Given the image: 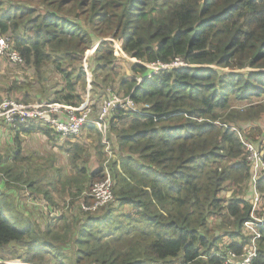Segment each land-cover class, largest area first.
<instances>
[{"label": "trees", "instance_id": "16d2710c", "mask_svg": "<svg viewBox=\"0 0 264 264\" xmlns=\"http://www.w3.org/2000/svg\"><path fill=\"white\" fill-rule=\"evenodd\" d=\"M0 34L13 39L25 61L19 67L35 71L39 103L72 107L84 102L79 92L88 84L84 57L97 38L102 42L89 52L94 54L88 70L97 97L108 96L120 51L105 39L119 41L122 53L139 61L130 64V71L140 80H124L115 92L141 108L113 112L109 139L114 159L94 125L83 131L88 147L66 138L70 171L59 168L42 188L44 177L32 178L39 190L25 187L32 202L55 207V190L63 193V203L51 218L36 222L29 217L31 222L19 229L0 212L2 262L164 264L181 256L179 264H227L229 253L241 257L253 205L252 170L239 132L249 141L261 130L234 124L264 114V103H254L264 100V0H0ZM179 62L187 67L173 66ZM148 65L170 67L155 72ZM48 74L54 77L53 93L46 85ZM31 88L15 80L7 95H25ZM3 97L0 92V105ZM17 101L34 104L35 98L28 94ZM232 102L249 106L234 109ZM42 126L50 128L28 121L13 132V162L7 167L0 160L5 175L0 185L11 183L15 166L31 160L22 150L21 135L39 130L51 135ZM49 141L55 143V137ZM92 149L97 159L103 162L104 153L108 161L90 172ZM105 169L114 181L115 203L85 210L95 204L92 189L107 177ZM257 189L264 201V176ZM228 191L233 192L229 199L223 195ZM125 207L131 212L119 214ZM218 221L219 226L213 225ZM221 225L225 234L220 236ZM227 235L237 240L219 249ZM257 247L251 264H264V227Z\"/></svg>", "mask_w": 264, "mask_h": 264}, {"label": "rangeland", "instance_id": "374dc122", "mask_svg": "<svg viewBox=\"0 0 264 264\" xmlns=\"http://www.w3.org/2000/svg\"><path fill=\"white\" fill-rule=\"evenodd\" d=\"M39 1H41V0H39ZM51 1H53V0H51ZM42 8H44V6ZM43 10H45V9H43ZM105 40H107L108 42H112L113 47L121 52V53L119 52V57L117 59V64H116L117 68H118V74L115 76L113 75L111 78V81L108 82V87L106 89L107 95H108V94H110L109 90H111L113 92H115V91L117 92V88L120 87L119 84L122 81L128 80L130 78H135L139 82L140 77L133 75V73L130 71V64L139 63V61H137L136 59H132V58L126 56V54L122 53L123 51L121 50V47H120L121 45H120L119 41H117V40L114 41L110 38H107ZM101 41L102 40H99L98 38L95 39L92 47L89 49V51H87L85 53L84 58L88 57V69L91 66L89 60L92 59L93 54H94L96 48L98 47L99 42H101ZM92 50H94V52L89 54V52ZM180 64L181 63H177V65L174 64L173 66L179 68ZM146 67L150 68L154 71L156 70L155 69L156 67L152 66V65H148ZM223 71L224 72H238L239 70L238 69H234V70L223 69ZM89 73L91 74L90 70H89ZM92 75L93 74H91V77H94ZM47 77H48V82L46 85L48 88V92L53 93L55 91V88L52 89L54 77L50 76L49 74L47 75ZM36 79H37V77H36L35 71L32 69V67H28L27 65L25 67L24 66L19 67V66L13 65L12 63H10L5 58L0 59V92L4 94L3 98H10L13 100H17V99H23V96L30 94V96L35 98V102H33V103H38L41 99V96L38 93L39 86L37 85ZM15 80L20 81L21 87L26 85V84L28 85V83H31V85H32L31 89L32 90L25 95L22 93L16 94L15 92H13L10 94V96H8L7 90ZM91 81H92V78H91ZM93 81H94V79H93ZM93 81H92V84L90 82V92L88 91L87 82H86V88H87L86 91L82 90V85H81L79 92L84 97L83 103H85V101L88 99L87 96H90L91 98H92V96H94V99H91V101L93 103L92 109L94 110V108H96L97 112H99L100 107L102 106V103L104 102V100L108 99L109 96L106 95L107 97L104 100H103L104 97L102 99H99L97 97L98 89L94 88ZM25 87L29 88L31 86L29 85V86H25ZM117 93H119V92H117ZM38 98H40V99H38ZM44 101H46V100H44ZM259 102L264 103V100L259 99V100L254 101V103L257 105H259L258 104ZM248 106H249L248 103H239V102H232L231 103V107L234 109H242V108L244 109V108H247ZM97 112H95V113H97ZM123 123L124 122H120V124H123ZM218 125H219V123H218ZM234 125L239 126L241 128L246 126L247 130L256 129L257 127L260 128L261 135L257 136V132H256V133H254V137L251 138L252 140L250 139L249 141L252 142L254 140L253 141L254 145L259 144V148H263L262 150H264V114L260 115L259 119H255L253 121L243 119V120L239 121L238 123H235ZM46 128H48V127H46ZM117 128H120L119 125H117ZM239 134L242 138H245L244 135H246V134L241 133V132H239ZM55 136H57V135H55ZM86 136L87 135L85 134V132H83L81 134V136H79L73 140L78 141L80 143H83L85 146L88 147L90 145V139L87 138ZM240 136H239V138H240ZM22 139L25 140L24 138H22ZM59 140H61V139L59 138ZM34 141L39 142L38 140H35L32 138V140L30 142L25 143V145H24L25 153L31 154L32 151L30 148V143H32ZM8 142L9 141L6 137L0 135V160H2V161L4 160L3 162L6 163V166L10 167L13 161L11 160V158H12L11 152H9V149L7 148ZM67 142H68L67 139H64L62 142H57L55 140V143L49 144L50 150H49V153H46L47 160L49 158H51L50 159L51 161L50 160L46 161V159H42V160H39L36 162L35 166L37 168H40V172H38V174L41 175V177H44L43 180H45V181H43L41 188L46 186V180L48 178L51 179V177L53 175H56V173H57L56 170L58 167H64L65 168L64 172H66V173H67V170L70 171V168L68 167V153L66 150L68 148ZM101 142L103 144H105L104 146L106 148V152L108 154V157L110 159L111 158L114 159L115 156H114V154H112V151H111L112 142L109 139V133L107 135L106 140L102 139V136H101ZM4 148H5L6 152H4ZM38 150L39 149H37V151ZM93 152L94 151L92 149L91 154H90V163H89L90 172L97 170L96 167L99 166V163H103V162L108 161V159L105 157L104 153H103V156L101 157V160L103 162H101L100 159H97L96 154L92 155ZM4 153H5V155H4ZM2 155H4V156H2ZM42 156H43V153L40 152L38 154L37 158H42ZM44 162H47V163L44 165ZM55 164H57V166ZM44 166H45V168H44ZM106 166H107V164H106ZM48 167H52L50 169V172L45 170ZM32 171H33V169L29 163L17 165L14 167V169L12 170V173L9 175L11 183H9L8 181H4L0 185V212L3 215V217L6 218V220L9 222V224L16 229L22 228L23 224L30 223L31 221H30L29 217H31L32 220H35L36 222H44V220H46L47 218H49V217L51 218V215L53 214V211L55 210L57 204H62L64 201V196H62L63 193L61 195L53 194V201H54V203H56L55 207L54 206H47L44 202H41V201L32 202L31 200H28L26 198V197L29 198V195H27V192L25 190L26 186H29L31 189H34V190L40 189V183L32 180V173H31ZM105 171H106V174H109L111 176V179L113 181L112 175L109 172V170L105 169ZM3 175L4 174L0 173V177ZM4 177H5V175L2 178H4ZM99 181L101 182V180H99ZM99 181L97 180V181H95V183H97ZM232 193H233L232 191H228V192L224 193L223 195L225 196V198L229 199V198H231ZM246 198H249V194L246 195ZM113 203H115V199L111 204H113ZM263 204H264V201L262 200V206H263ZM117 205L118 204L115 205L116 208L119 207ZM262 206L259 207V209H256L255 214H254L255 217L261 216V211H263ZM128 212H131V210L128 207H125L124 209H122V211L119 214H122V213L127 214ZM58 216H60V214H58ZM70 216H71V214H70ZM54 223L60 224L57 222H54ZM213 225L219 226L220 223L218 221L216 223H213ZM219 232H220L219 233L220 236L225 234L224 233L225 229L222 225L219 228ZM244 235L248 239V236L245 232H244ZM238 238L243 239L242 236H239ZM234 240H237V239L236 238L234 239L228 235L223 236L221 238V241L219 242V249H222L224 246L230 244ZM243 241H244V239L241 242H243ZM245 244H246V238H245ZM181 260H182V257L180 256V257L173 259L171 261H168L167 263H164V264H179L181 262ZM11 261H17V260H11ZM142 264H144V263H142ZM145 264H152V263H145Z\"/></svg>", "mask_w": 264, "mask_h": 264}, {"label": "built area", "instance_id": "2783aa9c", "mask_svg": "<svg viewBox=\"0 0 264 264\" xmlns=\"http://www.w3.org/2000/svg\"><path fill=\"white\" fill-rule=\"evenodd\" d=\"M7 59L13 65L22 66L25 64L23 57L15 50L14 41L9 35L0 34V59ZM85 58L84 69L88 75V89H90L91 74ZM180 63V62H179ZM177 65V63H175ZM155 72L165 70L170 66H155ZM180 67H187L181 63ZM110 91L109 98L104 100L99 112L94 116L90 98L80 107H72L66 104L41 102L34 104H23L17 100L6 98L0 105V121L3 122L11 132L18 129L19 125H23L28 121L43 122L59 138H67L71 136L77 138L81 136L86 125H94L99 130L102 139L106 140L109 133V122L116 110L139 112L140 107L136 105L132 99L128 97H119L115 92ZM44 125V124H43ZM244 145L247 162L252 170L251 174V203L253 205L251 211V219L247 221L244 232L247 234V246L240 258L236 253H229L226 259L227 264H251L258 257L257 242L262 237V228L264 227V213L260 217H255L256 209L262 206L261 195L258 192L257 184L264 176V154L250 141L241 137ZM103 144V143H102ZM105 145V144H103ZM114 182L111 176L101 182H97L92 189V196L95 204L92 208L85 210L96 211L101 207L107 206L114 201L113 196ZM0 264H25L22 261H9Z\"/></svg>", "mask_w": 264, "mask_h": 264}, {"label": "crops", "instance_id": "0c3cea01", "mask_svg": "<svg viewBox=\"0 0 264 264\" xmlns=\"http://www.w3.org/2000/svg\"><path fill=\"white\" fill-rule=\"evenodd\" d=\"M47 80H46V82H47ZM88 91L90 92V89H88ZM88 97L90 98V96H87V98ZM42 127H44V126H42ZM44 129H46V130H44L45 132L48 131V132L51 133V131H50L51 129L50 128H49L50 130L48 128H46V127H44ZM41 131L42 130L35 131L34 133H32L29 136H23V135L20 136L21 146H22V150H24V153H25V149H24L25 143L30 142L32 140V138L39 141V142H35L34 141V142L30 143V148H31V151H32L31 154L30 153H25L27 156L31 157V160H29V163L31 164L32 169H33V171L31 172L32 173V178H39V176H41V175L38 174V172H40V168H37L35 166L36 162L39 161V160H42V159H46V161H49L51 159V158H49L47 160V156H46V153H49V150H50V145L49 144L51 142L49 141V139L51 137L52 138L55 137V140L57 142H62L64 139H66V138H60L61 140H59V137L55 136V134L53 132H52L53 134L51 133V135L50 134H47L46 135V134H44ZM12 134H15V133L11 132L8 129V127L0 121V135L6 137L8 139V141H9L8 142V145H7V148L8 149H11V148L14 147V141H13L14 140V136ZM22 138H24L25 140H23ZM37 149H39V150L37 151ZM4 152H6L5 148H4ZM40 152L43 153V156H42V158H37V156H38V154ZM4 155H5V153H4ZM4 155H2V156H4ZM11 155H12V153H11ZM46 163L47 162H44V165ZM55 165L57 166V164H55ZM44 168H45V166H44ZM59 168H64V167H58L57 170ZM45 170L48 171V172H50V167H48ZM57 170H56V172H57ZM64 173L66 174V172H64ZM53 194L60 195L55 190H54V193Z\"/></svg>", "mask_w": 264, "mask_h": 264}, {"label": "clouds", "instance_id": "9594fccd", "mask_svg": "<svg viewBox=\"0 0 264 264\" xmlns=\"http://www.w3.org/2000/svg\"><path fill=\"white\" fill-rule=\"evenodd\" d=\"M117 94V93H116ZM119 97H121V96H119ZM123 98V97H122ZM252 211V210H251Z\"/></svg>", "mask_w": 264, "mask_h": 264}, {"label": "water", "instance_id": "95a60500", "mask_svg": "<svg viewBox=\"0 0 264 264\" xmlns=\"http://www.w3.org/2000/svg\"><path fill=\"white\" fill-rule=\"evenodd\" d=\"M102 42V41H101ZM101 42H99V43H101ZM97 49V48H96Z\"/></svg>", "mask_w": 264, "mask_h": 264}]
</instances>
